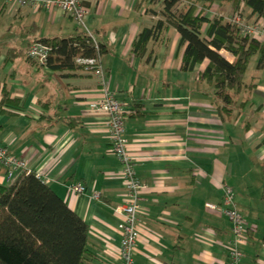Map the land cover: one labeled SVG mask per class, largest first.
Listing matches in <instances>:
<instances>
[{
	"label": "crops",
	"instance_id": "0c3cea01",
	"mask_svg": "<svg viewBox=\"0 0 264 264\" xmlns=\"http://www.w3.org/2000/svg\"><path fill=\"white\" fill-rule=\"evenodd\" d=\"M140 2L84 1L91 9L87 28L104 46L100 59L109 88L126 108L127 148L136 174L149 187L142 194L134 264H228L231 221L206 207L221 205L222 184L231 187L248 225L241 264H264L263 180L244 181L249 153L264 160V66L256 70V55L252 58L244 81L253 87L240 91L234 109L222 118L212 87L199 79L208 60L183 71L173 26L165 22L148 43L149 60L133 53L140 30L164 20L158 3ZM233 10L228 2L213 3L205 14L226 17ZM76 30L57 10L0 0V145L41 175L87 224L86 264H121L114 211L124 200L120 164L109 153L105 114L87 108L101 87L83 68L51 70L26 55L34 39ZM255 37L264 42V32ZM11 48L17 55L8 53ZM220 53L233 60L229 52ZM71 117L74 122L67 120ZM74 183L85 185V192L70 193ZM7 184L0 165V185Z\"/></svg>",
	"mask_w": 264,
	"mask_h": 264
},
{
	"label": "trees",
	"instance_id": "16d2710c",
	"mask_svg": "<svg viewBox=\"0 0 264 264\" xmlns=\"http://www.w3.org/2000/svg\"><path fill=\"white\" fill-rule=\"evenodd\" d=\"M146 0H141L139 5ZM155 2V0H150ZM161 0V15L151 27H143L136 35L132 51L136 56L147 55L148 43L157 38L165 22L179 33L181 69L191 71L197 63H208L199 79L212 87L220 115H229L245 84L249 62L256 55L255 69L264 66V42L242 34L235 23L222 15L209 18L205 12L213 3L228 2L234 10H249L250 16H264V0ZM152 11L151 8H149ZM233 10V11H234ZM244 14V13H243ZM204 24L207 27L202 31ZM34 41L50 47L46 66L51 70L83 68L77 58L101 56L104 46L79 28L67 36L38 37ZM221 50L233 56L228 61ZM8 53L17 55L11 48ZM3 102L7 98L3 97ZM76 118H67L75 121ZM264 174V164H262ZM261 198L264 199V181ZM87 224L35 172H22L7 184L0 185V264H86L91 255L87 247Z\"/></svg>",
	"mask_w": 264,
	"mask_h": 264
},
{
	"label": "built area",
	"instance_id": "2783aa9c",
	"mask_svg": "<svg viewBox=\"0 0 264 264\" xmlns=\"http://www.w3.org/2000/svg\"><path fill=\"white\" fill-rule=\"evenodd\" d=\"M14 1L21 6H32L34 9H45L47 11L57 10L70 17L76 26L87 34L93 41L89 32L86 20L91 12L85 0H5ZM226 20L235 23L242 34L261 35L264 32V19L259 16L256 20L248 21L241 9L234 10ZM50 47L39 41H32L26 48V55L37 64L46 66V60ZM76 62L83 65L84 71L95 76L101 87L100 96L87 105L89 110L103 113L106 116V125L109 141V153L114 156L120 164V176L124 186V200L114 207L115 213L119 216L117 229L120 231L119 257L121 264H134L133 255L136 241L139 237V222L141 215L142 194L148 190V185L143 182L135 171V157L127 148L128 138L126 135V108L122 101L114 96L109 88L106 74L102 67L100 56L94 58H77ZM0 165L6 169V178L9 183L13 182L22 172H29L25 161L11 154L6 146L0 145ZM41 178V175L35 173ZM44 182L45 180L41 178ZM70 193L81 194L86 190L85 185L74 183L68 185ZM222 203H206V207L213 211H221L230 221L229 239L226 250L229 257L228 264H241L242 251L240 244L244 240L248 225L236 207L231 187L222 184ZM97 199L99 194L92 193Z\"/></svg>",
	"mask_w": 264,
	"mask_h": 264
},
{
	"label": "rangeland",
	"instance_id": "374dc122",
	"mask_svg": "<svg viewBox=\"0 0 264 264\" xmlns=\"http://www.w3.org/2000/svg\"><path fill=\"white\" fill-rule=\"evenodd\" d=\"M153 3L154 4L158 3V5H155V6L161 8V0H155V2H153ZM184 4H185V2L179 0V3H177L176 6H178V7L180 6L181 7ZM160 12H161V10H160ZM243 13H244L245 16H247V13H246L245 10L243 11ZM226 14H227L226 17H228L230 15L229 11ZM208 15L209 16H213L212 13H208ZM248 71H249V69H248ZM263 162H264V160L258 159L256 156H254L253 152L249 153L248 160H247L246 164L244 165V167L246 169L249 168V167H251V168L248 170L249 174L247 175V177L244 178V181L249 182V181H254L255 180V182H256L258 180V178H260V177H262V180L264 181V174H263V170H262V167H261V164Z\"/></svg>",
	"mask_w": 264,
	"mask_h": 264
}]
</instances>
